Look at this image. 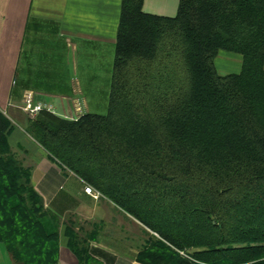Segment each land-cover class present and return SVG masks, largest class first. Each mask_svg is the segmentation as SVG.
Here are the masks:
<instances>
[{
	"label": "trees",
	"instance_id": "obj_1",
	"mask_svg": "<svg viewBox=\"0 0 264 264\" xmlns=\"http://www.w3.org/2000/svg\"><path fill=\"white\" fill-rule=\"evenodd\" d=\"M143 4L122 0L107 113L43 111L26 131L158 234L140 264H264V0H179L175 17ZM222 52L240 73L219 74ZM13 128L0 111V244L16 264H57L64 225L79 264H96L98 231L45 208Z\"/></svg>",
	"mask_w": 264,
	"mask_h": 264
},
{
	"label": "crops",
	"instance_id": "obj_2",
	"mask_svg": "<svg viewBox=\"0 0 264 264\" xmlns=\"http://www.w3.org/2000/svg\"><path fill=\"white\" fill-rule=\"evenodd\" d=\"M178 7L179 0H144L143 11L175 17ZM121 8L122 0H0V111L14 126L9 143L31 170L45 208L62 220L73 213L93 218L100 206L112 212L115 207L85 194L81 180L27 133L24 98L31 93L36 104L65 119L77 118L79 108L97 114L100 93L108 108ZM215 65L220 75L238 74L242 59L222 52ZM59 232L57 264H79L64 225ZM118 248L123 252H101L100 263L140 264L125 252L128 246ZM0 264H16L3 244Z\"/></svg>",
	"mask_w": 264,
	"mask_h": 264
},
{
	"label": "rangeland",
	"instance_id": "obj_3",
	"mask_svg": "<svg viewBox=\"0 0 264 264\" xmlns=\"http://www.w3.org/2000/svg\"><path fill=\"white\" fill-rule=\"evenodd\" d=\"M102 97L103 94L100 93V99L97 100L98 105L94 111L97 114L105 115L107 113V98L105 99ZM80 112L81 113L77 118L84 115L81 109ZM77 118L69 119L74 120ZM81 182L83 184L84 192L86 187H90L94 191L93 195L87 194L88 196L94 198L97 201L101 200L109 204L111 203L99 191L95 190L93 186L85 184L83 181ZM111 204L115 207L114 212H112L111 210L108 211L104 207L100 206V210H97L95 212L93 218L87 215H78L76 213L69 214L68 216L72 217V220H77L79 226L85 229L86 232H89L90 230H92V228L94 231H98V235L96 237H92L88 242L90 255L92 256L96 264H101L100 260L97 258V256H99L101 252H103L104 250H112L114 252L115 250H117L123 252L122 250H120V248H118V246L120 247L122 245H126L128 246V248H130L129 251L125 250V252L129 253V255L133 256L137 261L140 250L144 248L146 242H148L152 238L159 239V236L158 234L152 232L144 225L130 217L116 205H114L113 203ZM108 212L110 213L109 215ZM68 216H66L62 221L64 222ZM105 220H108L107 223L105 222ZM128 220H130L132 223H129L130 221ZM181 255H184V253L181 252Z\"/></svg>",
	"mask_w": 264,
	"mask_h": 264
},
{
	"label": "built area",
	"instance_id": "obj_4",
	"mask_svg": "<svg viewBox=\"0 0 264 264\" xmlns=\"http://www.w3.org/2000/svg\"><path fill=\"white\" fill-rule=\"evenodd\" d=\"M23 110L25 114L31 118L34 119L36 116H38L43 111H48L54 114L52 108L43 106L41 104H36L34 102L33 95L31 93L26 94L24 98V107ZM80 111V108H79ZM85 193L88 195H93L94 191L90 187L85 188ZM97 197V196H95Z\"/></svg>",
	"mask_w": 264,
	"mask_h": 264
}]
</instances>
